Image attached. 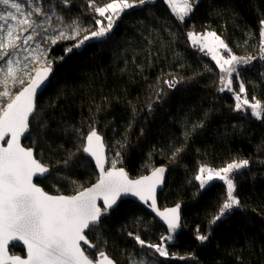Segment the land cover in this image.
<instances>
[{
	"label": "trees",
	"instance_id": "16d2710c",
	"mask_svg": "<svg viewBox=\"0 0 264 264\" xmlns=\"http://www.w3.org/2000/svg\"><path fill=\"white\" fill-rule=\"evenodd\" d=\"M21 2L26 9L43 8L56 27L60 26L56 17L62 16L65 24L79 19L83 27L98 28L95 20L100 17L89 0H71L68 6L63 0ZM107 2L96 0L99 6ZM6 10L0 5V13ZM262 19L264 0H199L182 23L164 0H155L126 11L105 39L88 42L66 56L65 49L76 41L50 45L37 37L41 48L51 49L49 59L64 56L53 64L49 86L37 100L38 116L23 140L60 178L39 182L43 188L74 195L97 182L98 172L84 155L79 137L94 124L105 140L108 160L120 153L117 167L131 178L164 167L166 183L158 196L159 207L180 205L181 229L173 241H165L170 257L142 249L135 241L139 235L147 243H161L169 233L147 208L125 200L86 234L97 246L88 251L92 258L103 250L117 264H264V120L234 110L233 93L219 91L221 73L215 62L193 48L187 37L190 31L215 30L236 54L259 57ZM47 35L55 32L49 30ZM15 53L20 60L27 55ZM8 59L0 60V68H6ZM173 77L182 82L168 89L164 80ZM241 80L249 100L255 97L264 103V60L239 67V76H233L236 91ZM158 89L164 90L159 100ZM199 123L203 127L191 131ZM178 147L184 150L173 159ZM234 159L251 162L233 174L244 207L213 225L210 221L225 198V185L214 182L201 189L194 178L201 164L220 168ZM209 233L206 242L196 239ZM9 250L11 255L25 256L21 245Z\"/></svg>",
	"mask_w": 264,
	"mask_h": 264
},
{
	"label": "snow or ice",
	"instance_id": "6c2138e0",
	"mask_svg": "<svg viewBox=\"0 0 264 264\" xmlns=\"http://www.w3.org/2000/svg\"><path fill=\"white\" fill-rule=\"evenodd\" d=\"M31 3L32 0H29ZM150 0H109L102 6L96 0H89V6L103 19H96L99 26L95 30L83 27L79 19L65 24L62 16H57L59 27L54 26L52 16L43 8L36 6L26 9L21 0H0V5L11 9L0 13V60L18 50L27 52L23 60L8 59L6 68H0V264H116L105 251L100 250L93 259L86 253L87 248H96L86 233H91L101 224V218L110 211L116 210L122 196L132 195L147 204L167 225L168 235L161 237V243H147L139 235L134 237L141 248L153 249L160 257L168 258L170 253L165 241L175 239L181 229L180 205L160 211L157 208L156 190L164 183V167H156L150 175L131 179L121 163L120 153L108 160L105 155L103 136L93 125L89 126L86 135L79 133L83 139L82 151L90 156L99 170V179L92 186L77 191L75 195H51L34 182V179H60L51 169L35 155L34 149L24 147L21 138L30 134V118L36 119L37 91L46 86L53 73L56 60L64 56L49 59L50 48H41L37 37L56 45L60 41H76L65 49L64 55L81 48L86 41L105 38L112 32L116 22L129 9L149 3ZM179 22H184L192 15L199 0H164ZM68 6L71 0H63ZM34 17H44L38 21ZM11 21V22H10ZM106 21V23H105ZM262 37L259 57L254 55L239 56L235 54L226 41L215 31L187 33L193 48L215 62L220 76V92L234 94L237 112L250 110L251 116L264 120V104L253 97L249 100L245 83L239 81L238 91L233 88L234 74L239 76L241 65H250L257 58L264 60V19L260 21ZM6 25V27H4ZM52 30L55 35L44 36ZM6 32V35L3 33ZM29 33L28 35H24ZM35 44V47H30ZM29 46V47H24ZM30 61V64L24 63ZM39 64L40 67L35 65ZM211 71V69H208ZM34 73V74H33ZM182 82L175 77L164 80L168 89H174ZM18 87V91L13 92ZM164 94L163 89L156 91L157 100ZM151 110V105H149ZM203 127L202 123L194 124L191 131ZM184 135L187 137L189 131ZM126 146V140L121 147ZM178 147L173 152V159L183 152ZM248 159L232 160L221 168L201 165L195 176L199 187L204 189L211 182L219 180L225 185V198L210 223L216 224L235 210L242 209L237 192L234 173L250 166ZM67 166L68 161H64ZM106 165H109L106 167ZM103 207L101 206V202ZM197 231H199L197 229ZM131 236L132 233H129ZM209 234H199L196 239L201 243L209 239ZM22 242L26 255H10L9 245ZM183 259V257H181ZM136 264H144L143 261Z\"/></svg>",
	"mask_w": 264,
	"mask_h": 264
},
{
	"label": "water",
	"instance_id": "95a60500",
	"mask_svg": "<svg viewBox=\"0 0 264 264\" xmlns=\"http://www.w3.org/2000/svg\"><path fill=\"white\" fill-rule=\"evenodd\" d=\"M34 74V73H33ZM52 76H53V74L49 77V81H51V79H52ZM49 83L50 82H48L47 84H46V86H42V88L41 89H39L38 91H37V95H36V104H37V100H38V98L40 97V95L43 93V91L49 86ZM31 121H32V118H30V123H31ZM25 136H26V134H25ZM25 136L24 137H22L21 138V144H22V146H24V147H27L25 144H24V138H25ZM104 143H105V140H104ZM35 152V155H36V151H34ZM84 155L86 156V158H88V159H91V161L93 162V164H94V167H95V170H97V172H98V175H99V170L96 168V166H95V163H94V160L90 157V156H88L87 154H85L84 153ZM105 155L108 157V148H106V146H105ZM37 157V156H36ZM109 165H106V167H108ZM49 167V166H48ZM167 172V171H166ZM166 172H165V174H164V183L162 184V185H160L158 188H157V190H156V202H157V208L160 210V211H163V209H161L160 207H159V200H158V196H159V194L161 193V192H163L165 189V183H166ZM151 173V172H150ZM150 173H148V174H146V175H150ZM146 175H144V176H146ZM130 177V176H129ZM131 178V177H130ZM140 178V177H139ZM139 178H131V179H139ZM99 179V178H98ZM42 181H44V180H41V179H34V182L35 183H37L39 186H41V187H43L39 182H42ZM98 181V180H97ZM96 183V182H95ZM94 183V184H95ZM94 184H92V185H90V187H92ZM88 188V187H87ZM45 190V189H44ZM46 191V190H45ZM46 192H48V191H46ZM49 194H51V195H57V194H52V193H50V192H48ZM58 195H66V194H58ZM75 195V194H74ZM70 196V195H69ZM125 200H128V201H133L134 203L136 202L137 204H139V205H141L143 208H147L150 212H151V214L155 217V219L156 220H158L159 222H161L163 225H165L166 227H167V225L163 222V220H161V218L159 217V216H157V214H156V212L155 211H153V209L152 208H150L147 204H145L143 201H141L138 197H135V196H132V195H126V196H122L121 197V199L118 201V206L121 204V203H123ZM101 203V206L103 207V204H102V201L100 202ZM117 206V207H118ZM103 219V217L101 218V220ZM87 234V233H86ZM21 245L22 247H23V249L25 250V255H26V247L25 246H23V244H22V242H19V243H15L14 244V246L15 245ZM13 246V244H10L9 245V248L10 247H12ZM93 249L94 248H87L86 246H85V250H86V253L88 254V251H93ZM9 254L11 255V253H10V250H9ZM89 255V254H88ZM90 256V255H89ZM22 257H24V256H22ZM93 259H95V258H93ZM117 264V263H116Z\"/></svg>",
	"mask_w": 264,
	"mask_h": 264
},
{
	"label": "rangeland",
	"instance_id": "374dc122",
	"mask_svg": "<svg viewBox=\"0 0 264 264\" xmlns=\"http://www.w3.org/2000/svg\"><path fill=\"white\" fill-rule=\"evenodd\" d=\"M153 1H155V0H150V2H153ZM141 6V5H140ZM137 8V7H136ZM134 9V8H133ZM9 10H11V9H7L6 11H9ZM129 10H132V9H129ZM129 10H127V11H129ZM171 10V9H170ZM99 19H103L102 17H100ZM105 23H106V21H105ZM99 27V26H98ZM114 28H115V26H114ZM113 28V29H114ZM206 31H213V30H206ZM206 31H203V32H206ZM215 31V30H214ZM216 32V31H215ZM217 33V32H216ZM4 35H6V32L5 33H3ZM29 33H25L24 35H28ZM218 34V33H217ZM218 35H220V34H218ZM221 36V35H220ZM222 37V36H221ZM223 38V37H222ZM102 39H105V38H101V39H93V40H90V41H86L85 42V44L86 43H88V42H94L95 40H102ZM224 39V38H223ZM225 41H226V43L228 44V42H227V40L226 39H224ZM261 41H262V38H261ZM191 43V42H190ZM84 44V45H85ZM84 45L82 46V47H84ZM229 45V44H228ZM192 46V45H191ZM25 47H29V46H25ZM30 47H32V48H34L33 46H31L30 45ZM81 47V48H82ZM229 47H231L230 45H229ZM81 48H79V49H81ZM234 52V51H233ZM235 53V52H234ZM236 54V53H235ZM237 55H239V56H247V55H240V54H238L237 53ZM248 55H250V54H248ZM19 55L17 54V53H10V55H9V59H13V60H15V59H17V57H18ZM241 66H243V65H241ZM238 67H240V66H238ZM221 75H222V73H221ZM233 88H234V86H233ZM234 90H235V88H234ZM225 92H227V91H225ZM234 95V94H233ZM262 102V101H261ZM262 104H264L263 102H262ZM246 112H250V110L249 111H246ZM201 165H205V164H201ZM201 165H199V166H201ZM207 166H209V167H212V168H215V167H213V166H211V165H207ZM223 167V166H222ZM221 168V167H220ZM214 182H221V181H219V180H215V181H213V182H211V184L212 183H214ZM198 184H199V182H198ZM210 185H208L207 187H209ZM207 187H205V188H207ZM168 235V234H167ZM166 235V236H167ZM164 243H166V244H168L167 242H164Z\"/></svg>",
	"mask_w": 264,
	"mask_h": 264
}]
</instances>
